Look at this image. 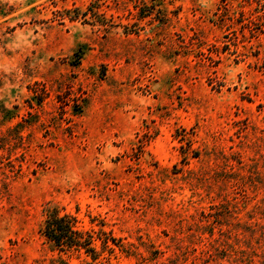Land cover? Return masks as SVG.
I'll list each match as a JSON object with an SVG mask.
<instances>
[{"label": "rangeland", "instance_id": "1", "mask_svg": "<svg viewBox=\"0 0 264 264\" xmlns=\"http://www.w3.org/2000/svg\"><path fill=\"white\" fill-rule=\"evenodd\" d=\"M0 264H264V0H0Z\"/></svg>", "mask_w": 264, "mask_h": 264}, {"label": "trees", "instance_id": "2", "mask_svg": "<svg viewBox=\"0 0 264 264\" xmlns=\"http://www.w3.org/2000/svg\"><path fill=\"white\" fill-rule=\"evenodd\" d=\"M77 219L69 214L59 215L52 209L41 227V233L46 240L52 243V248L59 252L81 250L96 255L92 235L81 230L76 225ZM106 245V244H105ZM60 261L62 259L60 258Z\"/></svg>", "mask_w": 264, "mask_h": 264}]
</instances>
